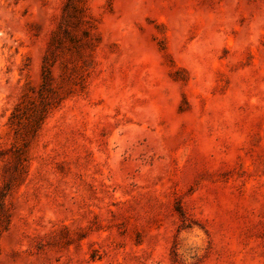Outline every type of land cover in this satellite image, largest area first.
Listing matches in <instances>:
<instances>
[{"label": "rangeland", "instance_id": "1", "mask_svg": "<svg viewBox=\"0 0 264 264\" xmlns=\"http://www.w3.org/2000/svg\"><path fill=\"white\" fill-rule=\"evenodd\" d=\"M0 264H264V0H0Z\"/></svg>", "mask_w": 264, "mask_h": 264}]
</instances>
